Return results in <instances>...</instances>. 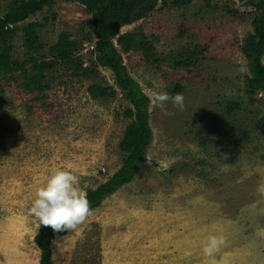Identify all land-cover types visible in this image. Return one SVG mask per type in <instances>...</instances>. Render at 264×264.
<instances>
[{
    "label": "rangeland",
    "instance_id": "obj_1",
    "mask_svg": "<svg viewBox=\"0 0 264 264\" xmlns=\"http://www.w3.org/2000/svg\"><path fill=\"white\" fill-rule=\"evenodd\" d=\"M13 1L0 0L1 10ZM256 1L165 7L159 0L151 15L122 29L148 39L142 51L123 57L144 93L172 94L180 84L185 106H150L153 138L135 180L78 230L54 240L52 264H264V196L256 191L264 183V93L248 91L241 50L253 30ZM90 18L85 6L55 0L27 22L43 25L40 39L49 47L63 32L87 40L82 23ZM23 43L20 33L13 51L18 62L29 58ZM91 46L81 52L87 64L94 60ZM192 48L201 51L199 63L175 67L172 58ZM16 76L0 81V264H39L41 227L30 211L37 189L53 169L72 170L85 192L114 175L122 166L131 105L110 69L87 80L60 68L49 74L43 95L27 91ZM96 83L116 93L95 100L88 88ZM227 102L240 108L227 113ZM164 159L170 166L158 169ZM211 236L225 243L206 257Z\"/></svg>",
    "mask_w": 264,
    "mask_h": 264
},
{
    "label": "trees",
    "instance_id": "obj_2",
    "mask_svg": "<svg viewBox=\"0 0 264 264\" xmlns=\"http://www.w3.org/2000/svg\"><path fill=\"white\" fill-rule=\"evenodd\" d=\"M85 6L91 18L82 23L87 32V40H77L69 32H63L57 43L45 46L40 39L39 22H27L32 16L43 11L44 7L52 8L55 0H14L4 10L0 8V81L16 79L17 73L22 77V85L31 92L43 95L49 88L47 79L50 73L63 68L74 78L91 80L92 75L100 68L112 70L115 84L128 101L130 108L125 117L131 119L120 142L123 161L120 169L106 182L88 190L87 198L92 208H99L103 202L115 194L121 187L131 184L141 166L146 161L153 133L150 125V102L140 84L131 76L124 64V55L140 52L143 43L148 39L137 32L121 34L124 27L132 25L151 15L158 7L159 0H70ZM192 0H163L165 7H184ZM252 27L243 41L241 50L249 64L248 91L251 94L264 93V0H257ZM24 35V48L29 55L25 62L13 58L14 39ZM143 39V40H142ZM88 43L95 46L92 51L94 60L90 72L88 62L83 60L81 52ZM150 59L153 52L144 51ZM201 51L188 49L178 58L173 57L175 67L188 68L197 65ZM92 59V58H91ZM87 65V66H86ZM172 94L182 92L180 84L170 88ZM0 92L3 88L0 84ZM88 92L95 100L107 98L116 93L113 86L92 84ZM227 113L240 108L238 103L227 102ZM69 231L54 232L50 227L41 226L35 236V244L41 252L39 264H52L53 242L57 237Z\"/></svg>",
    "mask_w": 264,
    "mask_h": 264
},
{
    "label": "clouds",
    "instance_id": "obj_3",
    "mask_svg": "<svg viewBox=\"0 0 264 264\" xmlns=\"http://www.w3.org/2000/svg\"><path fill=\"white\" fill-rule=\"evenodd\" d=\"M149 93L146 95L150 106L165 110L170 102L175 108L184 109L185 97L181 92L169 94L167 91L149 90ZM147 161L151 164V157H147ZM157 163L158 169L166 170L170 166L167 159ZM256 191L264 196V183L259 184ZM30 211L38 222V228L50 227L57 233L78 230L94 214L87 193L80 187L79 177L70 169H53L44 186L37 189ZM224 243L223 237L211 236L203 248V254L212 257Z\"/></svg>",
    "mask_w": 264,
    "mask_h": 264
},
{
    "label": "built area",
    "instance_id": "obj_4",
    "mask_svg": "<svg viewBox=\"0 0 264 264\" xmlns=\"http://www.w3.org/2000/svg\"><path fill=\"white\" fill-rule=\"evenodd\" d=\"M91 49H92V50H94V49H95V46H94V45H92V46H91Z\"/></svg>",
    "mask_w": 264,
    "mask_h": 264
}]
</instances>
